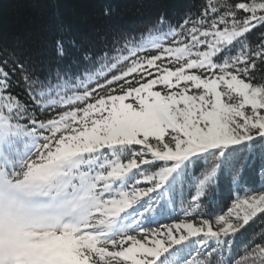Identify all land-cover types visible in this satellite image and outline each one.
Here are the masks:
<instances>
[{"label": "snow or ice", "instance_id": "6c2138e0", "mask_svg": "<svg viewBox=\"0 0 264 264\" xmlns=\"http://www.w3.org/2000/svg\"><path fill=\"white\" fill-rule=\"evenodd\" d=\"M107 26L0 49V264H264V0Z\"/></svg>", "mask_w": 264, "mask_h": 264}, {"label": "trees", "instance_id": "16d2710c", "mask_svg": "<svg viewBox=\"0 0 264 264\" xmlns=\"http://www.w3.org/2000/svg\"><path fill=\"white\" fill-rule=\"evenodd\" d=\"M203 0H0V49L11 48L17 41H22L36 60H54L53 41L62 26H70L74 34L94 39L92 30L109 32L108 23L113 30L132 31L139 35L157 15L167 12L175 17L190 6L199 7ZM111 4L116 9L110 22L101 16L103 7ZM259 33L251 37L254 43ZM97 50L101 47L96 41ZM18 91V89H17ZM249 183L259 187L260 176L250 170ZM216 211L226 209L230 204L227 182L221 179V192ZM174 216L165 218L172 222L179 216L180 205H176ZM256 237L264 232V219L257 217L248 228V234ZM237 234V242L232 255L243 251L247 235Z\"/></svg>", "mask_w": 264, "mask_h": 264}]
</instances>
